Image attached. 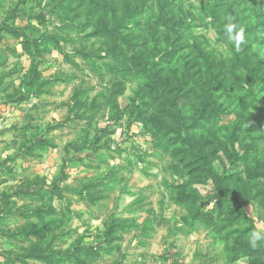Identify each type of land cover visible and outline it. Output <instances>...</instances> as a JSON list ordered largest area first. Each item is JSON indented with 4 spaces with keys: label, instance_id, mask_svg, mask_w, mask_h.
<instances>
[{
    "label": "rangeland",
    "instance_id": "obj_1",
    "mask_svg": "<svg viewBox=\"0 0 264 264\" xmlns=\"http://www.w3.org/2000/svg\"><path fill=\"white\" fill-rule=\"evenodd\" d=\"M252 231L264 0H0V264H264Z\"/></svg>",
    "mask_w": 264,
    "mask_h": 264
},
{
    "label": "crops",
    "instance_id": "obj_2",
    "mask_svg": "<svg viewBox=\"0 0 264 264\" xmlns=\"http://www.w3.org/2000/svg\"><path fill=\"white\" fill-rule=\"evenodd\" d=\"M118 210L119 211L122 210L121 206L119 207ZM124 216H129V215L128 214H126V215L124 214ZM124 233H126V235H128L129 238L134 235L133 232H129V230H127ZM128 252H129V250H126V254H127L126 257H127V259L125 258L124 262L118 263V264H165L164 263L165 260L164 259H161V258H159V259H161L160 260L161 262H159V263H153L152 262V260H151L152 250L150 248H141L139 250L140 256H142V258H144V261L143 262H135L134 263L135 260L130 257L131 256V254H130L131 252H129V254H128ZM198 252L192 250V252L191 253H188L187 255L183 254L182 256H186V257H184L185 259L181 258V261H180L179 264H192L194 256H195V258L196 257H199L200 252L199 253ZM205 260L206 259L200 261L199 259H194V263L193 264H225V262H226V260H224V261L222 260L223 263L220 260H219V262H215V260H213L214 262H212L211 260L210 261H207V260L205 261Z\"/></svg>",
    "mask_w": 264,
    "mask_h": 264
},
{
    "label": "clouds",
    "instance_id": "obj_3",
    "mask_svg": "<svg viewBox=\"0 0 264 264\" xmlns=\"http://www.w3.org/2000/svg\"><path fill=\"white\" fill-rule=\"evenodd\" d=\"M238 26L233 23L225 25V29L229 33V40L234 43L235 50L239 52L241 46L245 43V31L240 27L237 30ZM261 241H264V231H252L249 235V243L255 248L257 244Z\"/></svg>",
    "mask_w": 264,
    "mask_h": 264
},
{
    "label": "trees",
    "instance_id": "obj_4",
    "mask_svg": "<svg viewBox=\"0 0 264 264\" xmlns=\"http://www.w3.org/2000/svg\"><path fill=\"white\" fill-rule=\"evenodd\" d=\"M196 214H198V213H196Z\"/></svg>",
    "mask_w": 264,
    "mask_h": 264
}]
</instances>
